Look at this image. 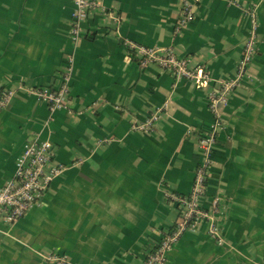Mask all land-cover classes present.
Returning <instances> with one entry per match:
<instances>
[{
	"label": "crops",
	"instance_id": "crops-1",
	"mask_svg": "<svg viewBox=\"0 0 264 264\" xmlns=\"http://www.w3.org/2000/svg\"><path fill=\"white\" fill-rule=\"evenodd\" d=\"M184 1L103 0L74 39L73 0H0V94L14 91L0 111V187L34 140L52 142L66 166L23 218L0 223V264H49L54 251L74 264H143L179 218L166 192L192 189L198 134L216 121L209 92L236 76L253 8L258 52L220 108L202 200L220 197L219 237L201 221L168 264H264V0H189L195 19L176 32ZM125 41L173 48L209 81L141 65ZM69 57L70 92L52 110L34 90L60 85ZM166 103L152 130L133 128Z\"/></svg>",
	"mask_w": 264,
	"mask_h": 264
},
{
	"label": "built area",
	"instance_id": "built-area-1",
	"mask_svg": "<svg viewBox=\"0 0 264 264\" xmlns=\"http://www.w3.org/2000/svg\"><path fill=\"white\" fill-rule=\"evenodd\" d=\"M73 2L76 8L72 14L71 31L75 39L83 30L82 22L88 20L95 10L103 6V0H73ZM250 15L252 21L250 34L244 42L243 55L237 64L236 76L219 80L218 88L209 92V109L216 121L213 126L198 134L200 160L192 189L186 195L166 192L169 201L177 205L179 218L171 230L161 232L160 240L146 254L143 264H168L169 253L175 244L189 228L195 227L201 221H207L212 235L219 237L220 197L212 198L210 208L205 207L202 200L207 195L210 171L214 162V149L222 126L220 108L228 103L231 94L241 86L258 52V21L254 8L251 9ZM193 19H195L194 3L185 0L176 32L181 31ZM94 33L95 31L89 28L86 35L92 37ZM125 44L132 49L141 65L155 63L169 70L177 79L191 80L198 84L209 81V73L204 66L191 68L189 60L179 57L173 48L149 47L130 41H125ZM72 66L73 58L69 57L63 69L60 85L50 91L34 90L39 98L49 103L52 110L61 107L64 99L69 95ZM13 95L14 91L11 89H6L0 94V111L6 108ZM167 108L168 103L154 110L146 121L135 122L133 128L141 131L152 130L155 121ZM16 165V172L12 179L0 187V223L13 224L23 218L34 205L43 200L53 180L66 168L65 164L56 160L53 143L46 140L28 142L17 159ZM47 262L49 264H74L66 255L57 251L47 255Z\"/></svg>",
	"mask_w": 264,
	"mask_h": 264
}]
</instances>
